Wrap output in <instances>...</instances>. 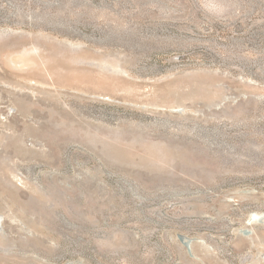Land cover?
Instances as JSON below:
<instances>
[{
  "label": "rangeland",
  "instance_id": "rangeland-1",
  "mask_svg": "<svg viewBox=\"0 0 264 264\" xmlns=\"http://www.w3.org/2000/svg\"><path fill=\"white\" fill-rule=\"evenodd\" d=\"M0 264H264V0H0Z\"/></svg>",
  "mask_w": 264,
  "mask_h": 264
},
{
  "label": "water",
  "instance_id": "water-1",
  "mask_svg": "<svg viewBox=\"0 0 264 264\" xmlns=\"http://www.w3.org/2000/svg\"><path fill=\"white\" fill-rule=\"evenodd\" d=\"M249 223H250V221H249ZM179 239H180L181 243H183L188 248V251L191 253L190 245L192 243V240L185 237V236H182V235L179 236Z\"/></svg>",
  "mask_w": 264,
  "mask_h": 264
},
{
  "label": "bare ground",
  "instance_id": "bare-ground-1",
  "mask_svg": "<svg viewBox=\"0 0 264 264\" xmlns=\"http://www.w3.org/2000/svg\"><path fill=\"white\" fill-rule=\"evenodd\" d=\"M262 217L257 215V213L251 214V216L248 218V222L250 221V224L255 222L256 220L261 219ZM252 219V220H251Z\"/></svg>",
  "mask_w": 264,
  "mask_h": 264
}]
</instances>
